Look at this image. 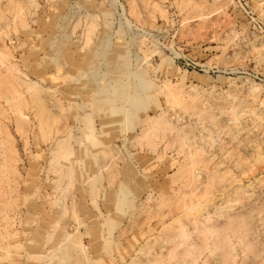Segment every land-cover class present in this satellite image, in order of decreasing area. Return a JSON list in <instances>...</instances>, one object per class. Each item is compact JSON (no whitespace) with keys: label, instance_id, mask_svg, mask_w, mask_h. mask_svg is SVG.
Instances as JSON below:
<instances>
[{"label":"bare ground","instance_id":"6f19581e","mask_svg":"<svg viewBox=\"0 0 264 264\" xmlns=\"http://www.w3.org/2000/svg\"><path fill=\"white\" fill-rule=\"evenodd\" d=\"M189 4L190 0H180L181 6ZM0 5V26L6 24L7 13L12 19L10 22L20 29L26 28L23 8L28 11L26 8H30L32 0H4ZM136 6H144V1H128L127 12L130 16L148 27L153 26L144 15L140 16ZM87 15L80 46L83 56L74 59L72 52L68 53V60L65 64L63 62L66 71H61L59 68L62 66H58L60 61L56 56L62 45L55 41L46 49L43 45L38 46L46 58L55 62L53 66L56 71L53 74L44 71L40 75L35 72L36 82H30L10 54L0 46V97L8 107L17 132L25 138L22 139L23 143L29 140L28 132L31 130L26 114L32 120V130L39 135L49 152L47 166L43 169L46 174L44 188L49 190L52 198H48L46 204L36 206L38 217L30 213L24 222L20 217L22 213L18 200L22 196L20 189H25L24 182H28L21 180L14 150L8 151L13 157L3 155V151L0 153V184L6 187L4 193L1 189L6 198L5 227L10 229L9 226L16 224L15 221L25 227L22 234L26 236V253H17L16 258L20 259L25 254V259H30L32 264H93L97 258H92L88 250L94 253L105 251L111 245L109 242L113 236L120 242L126 241L131 228L144 227V210L152 202V206L157 208L172 207L168 214L170 220L162 222L161 232L154 237L153 245L156 248L153 250L157 249V252L152 250L154 253L150 254L144 251V257L135 259L131 264H167L170 259L173 264H264V246L260 244L263 240L258 241V236L264 234V202L263 199L258 202L254 198L260 187L254 195L253 191L248 195L249 192L242 189L226 169V165L244 168L246 162L239 156L242 153L238 155L236 150L241 148L243 153L254 150L251 147L248 151L247 147L252 143L247 141L249 132L244 131L246 126L241 127L242 119L239 120V115L233 110L226 114L222 109L214 112L213 107L211 111L206 106L198 108L192 105L196 111L198 109L196 114L209 123V126H203L204 130H208L205 136H201L203 142L213 144L212 138L215 140L216 135L212 137L211 134H216L215 129L220 126L228 136L229 147L225 150L217 148L225 157L216 160L204 154L201 147L192 146L190 138H187L189 132L171 125L156 99L157 95L162 96L170 108L173 105L186 106V96L190 98L191 95L184 94L181 88L176 90L167 85L157 86L147 77L146 66L149 62L147 53H142L146 50L143 35L135 32L137 28L133 31L135 38L136 35L142 37L137 40L138 45L134 37L130 40L126 37L133 25L121 12L118 30L109 35L112 29L106 19L107 14H103L101 36H95L101 26L98 21L100 17ZM113 37L115 41L111 43ZM129 46L137 49L134 58L129 57ZM56 81L62 82L61 87L69 89L68 102L64 103L54 96L56 92L41 86L44 82L55 86ZM253 90L254 93L256 89ZM80 97H87V100ZM152 105H155L156 113L150 117L145 111ZM5 112L0 108L1 117ZM140 112L145 113L144 117H139ZM258 119L262 121L260 117ZM258 122L256 125H261ZM2 127L1 132H5ZM130 133L132 136H129ZM156 136L166 137V147L176 146L181 160L171 162L174 179L169 183L164 182L155 189L151 186L144 189L143 178L146 181L149 177L152 182L159 183L154 181L150 172L157 163L155 158L159 161L161 157L157 155L154 161L147 163L144 156L137 153L142 150L144 141L151 152L155 151L152 139ZM132 156L142 168L141 171L129 166L131 164L127 158ZM35 170L37 176L33 177L38 179L42 168L35 167ZM32 186L28 188L34 190L36 185ZM104 198V213L93 211L95 203ZM137 198L141 202L139 206L138 200L137 215L142 214L141 217L135 222L128 219L130 221H125L120 227L116 220L124 221L125 208L135 203ZM78 213L81 214L79 217ZM70 225L74 227L72 232L67 230ZM20 236L13 230L8 232L9 239L16 237L18 241ZM81 236L86 238V244L81 241ZM3 250L6 262L17 264V259L13 261L8 258L12 249ZM116 259V256L109 258L108 264H114Z\"/></svg>","mask_w":264,"mask_h":264},{"label":"rangeland","instance_id":"374dc122","mask_svg":"<svg viewBox=\"0 0 264 264\" xmlns=\"http://www.w3.org/2000/svg\"><path fill=\"white\" fill-rule=\"evenodd\" d=\"M2 1L4 2V0ZM2 1L0 0V2ZM128 1L32 0L31 6L34 8H31V6L26 8L28 11L23 8L24 16H26L24 17L26 28L22 27L20 29L17 25H14L13 22H10L12 20L11 17L6 13V16H8L7 21L9 22H5L7 25L2 24L3 26L6 25L4 27L0 26L2 29V32L0 31V46L4 49L3 51L6 50L10 54L13 62L26 75V78L30 82H36L37 74L40 75L44 71L53 74L56 71L53 66L56 65L55 62L52 60L51 62L48 57L46 58L45 54L38 49V46L43 45V48L46 49L50 45L52 46L55 41L62 45L56 58L60 61L58 66H62L59 69L66 71L63 66L69 58L68 53L72 52L71 57L74 59H79V56H83V53L80 52V46L84 25L86 24L85 21L87 20L86 13L100 17L98 18L99 25H101L98 27L100 30L98 29L99 33L95 36H98V34L101 36L100 34L103 30L101 18H103V14H107L106 19L112 29L109 35H112L118 30L121 20L120 13L124 12L125 17L130 20L134 28L131 27V31L127 33L126 37L128 39L133 38V31L136 28L135 32L143 35L146 50H143L142 53L144 51L145 54L147 53V62H149L146 66L147 77L157 86L167 85L168 88L176 90L181 88L184 94L191 95L190 98L186 96L188 103L186 106L173 105L170 108L165 104L162 96L157 95L156 99L158 101L157 105L165 111L164 116L168 119L167 121L171 125L185 129L186 133L189 132L187 138H190L192 146L194 144V146L201 147L204 154L213 156L216 160H223L225 157L221 155L219 150L217 151V148L225 150L229 147L228 136L220 126H217L216 131L213 130L216 134H211L212 137L216 135V141L212 138L213 144H205L203 142L204 139L201 136H205L206 132H208V130L203 129V126H209V123L207 119L202 120L196 114L198 109L196 111L192 108V105H197L198 108L206 106L211 109L213 107L215 108L214 112L217 109H222L226 114L233 110L237 116H240H238V119L243 121L241 127L245 125L244 131L248 130L249 132H246L248 140L245 137L246 135L244 139L250 140V143L253 144L247 147L248 151L251 147H254L251 149L254 150L253 152L245 150V153H243L244 150L242 151L241 148L238 151L236 150L237 154L239 152V154L242 153V155H238L242 158V161L246 162L243 165L244 168L240 169L238 167L239 169H236L234 166L232 168L230 165H226V169L229 175L239 183L240 187L242 186V189L244 188L247 193L249 192L248 195L251 191H253L252 195H254L260 187L259 193L255 194L257 197L254 196V198L258 202L263 199L264 202V187L262 188L264 186V0H190L188 6H181L180 0H143L144 6H136V10L140 12V16L144 15L145 19L150 20L153 25L151 27L130 16L127 12ZM142 26L144 28H141ZM141 29L144 30L142 31ZM138 36L134 37L135 44L142 38ZM114 38L111 39V43H114ZM129 47V57L132 56L134 58L135 54H137V49L133 46ZM2 48L0 47V49ZM37 49L40 51L39 53ZM154 49H156V52ZM152 51L154 52L153 54ZM49 63H52V65ZM153 70L154 72H152ZM61 84L62 82L56 81L55 86L57 87H55L49 82H44L41 86L47 87L54 93L56 92L54 96H57L56 98L63 100L65 103V101L68 102L70 99L69 89L67 90L65 86L61 87ZM251 89H256V91L253 90V93ZM81 100L86 101L87 97H82ZM166 106L167 109H165ZM154 107L155 105L149 106L145 113L153 117L156 113ZM0 108L6 111V114H4L5 118L7 116L6 119L4 115L0 116V127L3 126L2 128L5 130V132L0 130V153L3 151V155L7 154L9 157H13L14 155H10L8 151L14 150L18 159L17 164L21 173V180L28 182H24L26 184L25 189L23 187L20 189L22 196L18 200L20 212L22 213L20 217H23L24 222V219H28L31 214L35 218L38 217V207L36 206H42L47 203L48 198H52L49 195V190L44 188L46 174L43 169L47 166L49 152L41 143L39 135L32 130L34 126L30 117L25 114L31 130L28 132L29 140L24 144L22 139L25 138L17 132L8 107L1 97ZM211 111L213 110L211 109ZM145 113L140 112L139 117H144ZM256 119L259 122L261 121V125H256L258 120L257 122H252ZM241 121H239L240 124ZM129 136H132V134L130 133ZM152 142L155 145L154 150L156 152H151L147 142L144 141L142 150L137 154L144 156V160L147 163L154 161L157 155L161 157L159 161L155 158L157 163H155L151 170L152 172H150L154 176L151 177L155 178L154 181L159 183L152 182L149 177L146 181L143 178L144 189L149 186L155 189L156 186L164 182L169 183L170 180L174 179L172 177L174 169L171 166V162L176 163L177 160H181L177 154L176 146L166 147L165 136H156L154 140L152 139ZM131 152L135 154L133 150ZM35 156L38 157L35 158ZM127 160L131 164L129 166L141 171L142 168L133 156L132 158H127ZM35 167L42 168L38 179L33 177V175L37 176ZM145 175L148 176L147 174ZM32 184L36 185L34 190L28 188L29 186L33 187ZM135 184L134 187L136 186ZM36 187L38 188L36 189ZM1 189L4 193L6 189L4 184H0V264H8L5 260L3 248L9 249V247L12 249V252L8 253L10 260L14 261L17 259L15 261L17 264H32L30 259V261L25 259V254L20 259L16 258L17 253L20 252L19 254L21 255L24 252L26 253V236L22 234L25 231V227L19 225L17 221H15L16 224L9 226L10 229H7L8 226L5 227L3 217L7 212V208L4 205L6 198ZM35 190L36 192H34ZM107 195L108 192L105 193V197ZM215 198L217 199V196ZM255 199L253 200L256 201ZM103 200L105 201V198L96 202L92 210L104 213L102 210ZM138 200L140 202V198H137L134 201L135 203L125 208L127 212L123 222L119 221V219L116 220V222H119L120 227L128 219L135 222V219L141 217L142 214L137 215L139 211V207H137ZM140 205L141 202L139 203ZM152 205L153 203L150 202L151 207L146 205L147 209L144 210V227L140 229L131 228L126 241L120 242L113 236V239L109 242L111 245L106 247L105 251L94 253L88 250L92 258H97L94 261L95 264H108L109 258L113 256L117 257L114 264H131L135 259L143 258L146 251L147 253L150 252V254L157 252V249L153 250V248H156L153 245L154 237L161 232L162 222L170 220L168 214L172 211V207L157 208ZM80 215L78 213V217ZM172 225L174 226V224ZM73 228V225H70L67 230L72 232ZM10 230L21 234L19 238L17 237L18 241L16 237L14 239L8 238ZM83 236H81V241L86 244V238ZM260 236H258V241L263 240L260 244L264 246V234L262 235L261 233ZM96 260L99 261L96 262ZM166 263L173 264V261L170 259Z\"/></svg>","mask_w":264,"mask_h":264}]
</instances>
